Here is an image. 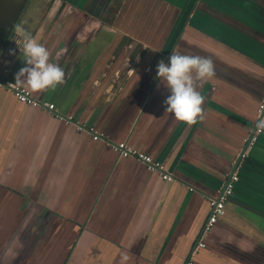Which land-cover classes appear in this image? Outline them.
I'll list each match as a JSON object with an SVG mask.
<instances>
[{
    "label": "crops",
    "instance_id": "0c3cea01",
    "mask_svg": "<svg viewBox=\"0 0 264 264\" xmlns=\"http://www.w3.org/2000/svg\"><path fill=\"white\" fill-rule=\"evenodd\" d=\"M21 19L64 69L63 83L29 91L73 122L0 87V264H264V128L194 248L207 198L256 121L264 0H26ZM8 24L0 79L15 83L23 50ZM173 51L214 69L194 80L203 100L192 123L162 103L155 65ZM75 122L147 153L175 180Z\"/></svg>",
    "mask_w": 264,
    "mask_h": 264
},
{
    "label": "clouds",
    "instance_id": "9594fccd",
    "mask_svg": "<svg viewBox=\"0 0 264 264\" xmlns=\"http://www.w3.org/2000/svg\"><path fill=\"white\" fill-rule=\"evenodd\" d=\"M27 20L21 19L12 25L15 34L12 39L22 46L24 64L14 73V81L26 90L55 88L63 83L64 69L49 61V51L39 43L40 33L33 35L26 27ZM43 29H41L42 31ZM20 50V47H19ZM212 62L198 55L170 52L167 61L161 59L155 65V76L167 91L162 103L178 121L192 123L201 113L203 97L194 80L211 76ZM264 128V119L256 122Z\"/></svg>",
    "mask_w": 264,
    "mask_h": 264
},
{
    "label": "built area",
    "instance_id": "2783aa9c",
    "mask_svg": "<svg viewBox=\"0 0 264 264\" xmlns=\"http://www.w3.org/2000/svg\"><path fill=\"white\" fill-rule=\"evenodd\" d=\"M0 87L7 88L19 102L28 104L33 107L41 108L47 112H50L54 116L63 119L65 122H73L70 116L61 115L56 110L52 102L34 96L29 90H26L24 87L19 86L14 82L0 79ZM261 119H264V92L257 104L256 121L255 125L253 126V130L242 139V147L240 148L237 157L232 161V169L227 173L226 179L215 190V192L207 198L209 207L208 216L205 221L204 227L200 233L198 242L194 248L202 247L205 245L201 240L202 234L209 226H211L214 222H216L219 217L224 214L226 209L225 202L231 195L234 188V184L238 179L237 168L239 167V162L243 158H245L248 150L256 141L257 136L263 131V128L257 127L256 124V122ZM74 124L76 125L78 131H84L88 133L93 140L102 138V140L109 144L118 153L119 156L132 157L137 159L138 161L144 164L145 168L148 171L157 173L162 180H175L173 175L168 172L159 161L152 159L151 156H149L147 153L136 150L124 141L112 142L106 140L91 125H86L79 122H75Z\"/></svg>",
    "mask_w": 264,
    "mask_h": 264
},
{
    "label": "trees",
    "instance_id": "16d2710c",
    "mask_svg": "<svg viewBox=\"0 0 264 264\" xmlns=\"http://www.w3.org/2000/svg\"><path fill=\"white\" fill-rule=\"evenodd\" d=\"M26 0H0V33L5 32L7 23L8 25L14 23L21 6L24 5Z\"/></svg>",
    "mask_w": 264,
    "mask_h": 264
},
{
    "label": "water",
    "instance_id": "95a60500",
    "mask_svg": "<svg viewBox=\"0 0 264 264\" xmlns=\"http://www.w3.org/2000/svg\"><path fill=\"white\" fill-rule=\"evenodd\" d=\"M255 125V124H254ZM254 128V127H253ZM253 130V129H252Z\"/></svg>",
    "mask_w": 264,
    "mask_h": 264
}]
</instances>
